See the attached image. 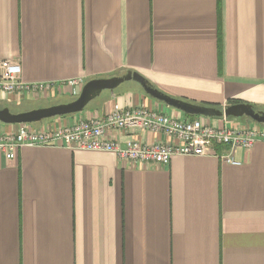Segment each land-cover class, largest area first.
Returning <instances> with one entry per match:
<instances>
[{"label":"crops","instance_id":"crops-1","mask_svg":"<svg viewBox=\"0 0 264 264\" xmlns=\"http://www.w3.org/2000/svg\"><path fill=\"white\" fill-rule=\"evenodd\" d=\"M3 60L19 62L25 82L54 89L0 94L1 109L77 97L93 79L133 71L177 99L264 111V0H0ZM72 79L84 84L72 88ZM115 94L32 127L102 118L116 103L193 120L140 89ZM197 118L219 128L256 126ZM19 127L0 124V133ZM108 136L171 142L144 131ZM227 152L175 156L168 167L63 144L23 147L14 160L0 155V264H264V141L237 149L236 165L218 157Z\"/></svg>","mask_w":264,"mask_h":264},{"label":"built area","instance_id":"built-area-1","mask_svg":"<svg viewBox=\"0 0 264 264\" xmlns=\"http://www.w3.org/2000/svg\"><path fill=\"white\" fill-rule=\"evenodd\" d=\"M82 79L67 82L72 88L83 85ZM50 83H27L22 80L21 64L13 60L0 61V94L31 95L52 91ZM225 121L228 118H223ZM135 133L144 131L162 134L171 142L154 145L129 140L121 144L108 136L110 131ZM264 141V128L260 126L216 127L203 118L182 120L164 112L148 108H125L119 103L104 117L80 120L71 126L53 130L34 128L31 124H20L16 133H0V155L8 160L17 157L23 147H47L63 144L89 150L112 152L124 162L139 165L168 167L175 156H206L218 146L228 148L226 154H218L222 161L236 165L234 153L237 149H250L257 141Z\"/></svg>","mask_w":264,"mask_h":264},{"label":"water","instance_id":"water-1","mask_svg":"<svg viewBox=\"0 0 264 264\" xmlns=\"http://www.w3.org/2000/svg\"><path fill=\"white\" fill-rule=\"evenodd\" d=\"M127 81H135L142 87L143 91L148 96L189 115L202 116L205 118L248 117L257 123L264 124V111L256 110L251 104L239 103L226 105L223 109L194 104L182 99L171 97L155 88L142 74L133 71H129L123 76L93 79L87 82L77 98L70 102L19 114L11 113L9 108H0V122L18 125L32 124L43 122L50 118H61L78 114L83 112L90 102L100 96L105 90H108L114 98L116 95L115 90Z\"/></svg>","mask_w":264,"mask_h":264},{"label":"rangeland","instance_id":"rangeland-1","mask_svg":"<svg viewBox=\"0 0 264 264\" xmlns=\"http://www.w3.org/2000/svg\"><path fill=\"white\" fill-rule=\"evenodd\" d=\"M128 87H133V88H137V89H140L141 91H143L142 87L136 83L135 81H127L125 83H123L121 86H119L116 90H115V93L119 90H122V89H125V88H128ZM81 92V90H80ZM110 92L108 90H105L102 92V94L100 96H98L96 99H94L92 102H90V104L86 107L89 108L91 105H95L96 103L102 101L103 99H105L106 97H108V94ZM143 95L146 97V98H149V99H153L152 97L148 96L144 91H143ZM80 94V93H79ZM77 97H57V98H51L50 100L48 101H33V102H24L22 103L21 105L22 106H19V107H13V105H15L14 103H8L9 105H12V107H9V110L11 111V113L13 114H16L17 112H19L20 110L22 109H31V108H35L37 106H40V105H57V104H60L62 102H70V101H73L74 99H76ZM154 100V99H153ZM155 101H157L158 103H162L164 104L163 102H160L158 100L155 99ZM165 106H167L166 104H164ZM168 107V106H167ZM170 110H174L176 111V109L172 108V107H169ZM35 110V109H34ZM75 115V114H74ZM58 117H55V118H50V119H46L44 120L43 122H47V121H50V120H53V119H56ZM235 119H238V120H248L250 121L251 123L255 124L256 126H260L262 129L264 128V124H260V123H257L255 121H253L252 119L248 118V117H242V118H235ZM42 122V123H43ZM1 125H8V124H5V123H2L0 122ZM41 122H36V123H32L31 125L33 126H38L40 125ZM18 125V124H16Z\"/></svg>","mask_w":264,"mask_h":264},{"label":"trees","instance_id":"trees-1","mask_svg":"<svg viewBox=\"0 0 264 264\" xmlns=\"http://www.w3.org/2000/svg\"><path fill=\"white\" fill-rule=\"evenodd\" d=\"M237 102H233V101H229L228 102V105H233V104H236ZM208 106H210V105H208ZM220 109H221V107H219ZM188 118H190V119H195L197 116H195V115H186ZM214 119H217V118H214ZM219 119V118H218Z\"/></svg>","mask_w":264,"mask_h":264}]
</instances>
